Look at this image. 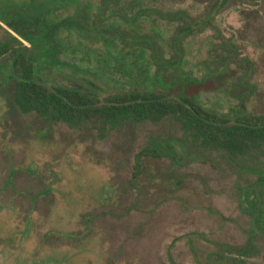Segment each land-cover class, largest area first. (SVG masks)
Masks as SVG:
<instances>
[{"label":"rangeland","instance_id":"374dc122","mask_svg":"<svg viewBox=\"0 0 264 264\" xmlns=\"http://www.w3.org/2000/svg\"><path fill=\"white\" fill-rule=\"evenodd\" d=\"M102 1L0 0V25L35 56L38 85L75 89L97 106L179 92L227 124L264 116V0H112L106 21L128 40L59 28L70 50L62 63L42 54L47 43L31 46L9 29L67 19L96 29ZM177 12L205 20L183 36L175 67L159 65L152 48L172 59L188 23L169 17ZM12 60L0 56V264H264V153L200 155L171 123L70 126L23 114L9 98ZM151 137L165 152L147 153Z\"/></svg>","mask_w":264,"mask_h":264},{"label":"trees","instance_id":"16d2710c","mask_svg":"<svg viewBox=\"0 0 264 264\" xmlns=\"http://www.w3.org/2000/svg\"><path fill=\"white\" fill-rule=\"evenodd\" d=\"M109 1L112 0H103L97 6L100 16H95L93 19L96 29L70 19L57 20L51 24L44 23L33 33L22 32L13 24L9 25V29L31 46L36 47L47 43L42 54L49 56L52 61L62 63L61 56L70 50L55 37L59 28L72 26L84 31L95 30L96 33L116 34L115 28L108 24L104 14L105 4ZM215 8L216 4L212 6V9ZM169 17H181L187 21L185 14L180 12L169 15ZM0 19L7 22L1 16ZM204 20L205 16H202L194 23L201 24ZM194 23L188 22L177 28L173 38L175 53L172 59L165 60L158 49L152 48L153 57L159 65L175 67L179 63L182 52L181 41L186 33L193 30ZM0 28L6 34V40L0 43V56L7 54L13 58L6 75V81L11 82L9 98L23 114L35 112L44 118L63 122L70 126L86 122L91 125L96 123L114 125L119 120L154 124L171 123L179 132L180 141L188 144L192 152L200 155L214 153L222 155L226 159L244 160L264 153V116L243 115L234 124H227L224 123L225 121H219L200 106L195 99L188 98L179 92L171 93V97H166L161 91L133 92L111 98V104L97 106L94 100L87 95L75 92V89L56 88L51 91L44 88L37 84L38 76L32 65L35 56L26 54V47L16 35L1 25ZM116 35L128 40V36L123 32ZM5 43H10V45L6 48ZM136 44L140 43L136 42ZM165 144L162 145L159 140L151 137L148 139V148L152 149V152L147 153L152 156L156 154L155 150L163 153ZM258 171L257 184L264 185V163L259 166ZM253 172L255 173V171Z\"/></svg>","mask_w":264,"mask_h":264}]
</instances>
